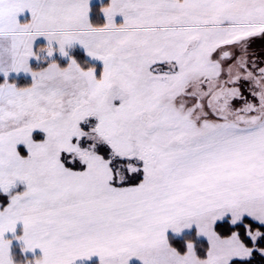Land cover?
Listing matches in <instances>:
<instances>
[{"label": "snow or ice", "instance_id": "snow-or-ice-1", "mask_svg": "<svg viewBox=\"0 0 264 264\" xmlns=\"http://www.w3.org/2000/svg\"><path fill=\"white\" fill-rule=\"evenodd\" d=\"M0 264H264V0H0Z\"/></svg>", "mask_w": 264, "mask_h": 264}, {"label": "rangeland", "instance_id": "rangeland-1", "mask_svg": "<svg viewBox=\"0 0 264 264\" xmlns=\"http://www.w3.org/2000/svg\"><path fill=\"white\" fill-rule=\"evenodd\" d=\"M254 48H255V50H259V48H260V41L259 40H257L256 41V43H255V45H254Z\"/></svg>", "mask_w": 264, "mask_h": 264}, {"label": "trees", "instance_id": "trees-1", "mask_svg": "<svg viewBox=\"0 0 264 264\" xmlns=\"http://www.w3.org/2000/svg\"><path fill=\"white\" fill-rule=\"evenodd\" d=\"M78 58H80V57L78 56ZM21 83H24V81H21Z\"/></svg>", "mask_w": 264, "mask_h": 264}]
</instances>
